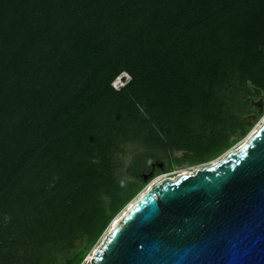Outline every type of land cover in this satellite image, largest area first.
I'll return each mask as SVG.
<instances>
[{
    "label": "trees",
    "instance_id": "trees-1",
    "mask_svg": "<svg viewBox=\"0 0 264 264\" xmlns=\"http://www.w3.org/2000/svg\"><path fill=\"white\" fill-rule=\"evenodd\" d=\"M249 84L264 96V0H0V264H83L153 160L250 131L262 113L219 124ZM127 140L148 149L131 182Z\"/></svg>",
    "mask_w": 264,
    "mask_h": 264
},
{
    "label": "water",
    "instance_id": "water-1",
    "mask_svg": "<svg viewBox=\"0 0 264 264\" xmlns=\"http://www.w3.org/2000/svg\"><path fill=\"white\" fill-rule=\"evenodd\" d=\"M87 264H264V122L220 161L152 185Z\"/></svg>",
    "mask_w": 264,
    "mask_h": 264
},
{
    "label": "rangeland",
    "instance_id": "rangeland-1",
    "mask_svg": "<svg viewBox=\"0 0 264 264\" xmlns=\"http://www.w3.org/2000/svg\"><path fill=\"white\" fill-rule=\"evenodd\" d=\"M130 80L131 75H129L128 73H122L113 81L111 86L115 90H121ZM249 89L252 90L250 93L247 92V89L243 88H241V90L239 91L238 87L233 88V93H231L229 89H227L221 95V98H219V100L225 103V107L223 108L224 116L219 120L220 125L228 120L230 113L235 116L236 114L252 115L256 112L262 113L259 121L250 129V131L246 135L243 136V132L240 129H237L236 132L230 135V147L228 148V150L209 161H198L194 158H192V160H184L183 156L186 152L177 150L171 151L168 155L161 154L160 157L163 158V163H161L160 160L155 159L151 164H149L158 167L160 171L155 176L154 173L157 172L156 170L150 172L149 175L145 173L146 170L144 171V174L142 175L144 185H142L141 189L137 192L134 198L126 204V206L115 216L112 221H114L117 217L123 215L128 210L127 208L131 203H135L150 189L151 185H154L159 180L165 178L174 179L183 173H192L197 169L207 167L213 163L220 161L227 153L239 148L244 142H246L251 134L264 122V96L255 93V88L252 86V84H249ZM234 93L237 94L232 96V94ZM208 125L209 124H203V126H200V128L197 129H207ZM126 128L130 134H133L135 125L129 123L127 124ZM147 150V148L140 144V140H127L123 142V144L121 145V151H119L117 154L118 162H116V174L122 181L131 182L133 180L128 174V167L131 165L132 160L136 155L145 153ZM149 151L151 150L149 149ZM112 221L100 240L85 255L83 264L88 263L89 256L93 254L99 247V245L105 240L107 234L110 232L109 230L113 223Z\"/></svg>",
    "mask_w": 264,
    "mask_h": 264
},
{
    "label": "bare ground",
    "instance_id": "bare-ground-1",
    "mask_svg": "<svg viewBox=\"0 0 264 264\" xmlns=\"http://www.w3.org/2000/svg\"><path fill=\"white\" fill-rule=\"evenodd\" d=\"M183 174H191V173H183ZM151 187H152V185L150 186V188H151ZM133 204H134V203H131V204L128 206L127 209H130V208L133 206ZM124 214H125V213H124ZM124 214H123V215H124ZM123 215L117 217L114 221H112L113 223H112V225H111L109 231H111V230L114 228V226L117 224V222L119 221V219H120ZM91 256H92V254L89 256V258H90ZM89 258H88V259H89Z\"/></svg>",
    "mask_w": 264,
    "mask_h": 264
}]
</instances>
